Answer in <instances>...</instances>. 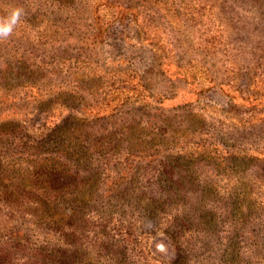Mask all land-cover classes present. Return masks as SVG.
I'll use <instances>...</instances> for the list:
<instances>
[{"label": "rangeland", "instance_id": "374dc122", "mask_svg": "<svg viewBox=\"0 0 264 264\" xmlns=\"http://www.w3.org/2000/svg\"><path fill=\"white\" fill-rule=\"evenodd\" d=\"M14 9L3 253L264 264V0H0V21Z\"/></svg>", "mask_w": 264, "mask_h": 264}, {"label": "trees", "instance_id": "16d2710c", "mask_svg": "<svg viewBox=\"0 0 264 264\" xmlns=\"http://www.w3.org/2000/svg\"><path fill=\"white\" fill-rule=\"evenodd\" d=\"M83 146H80V149L82 150ZM85 157V156H84ZM218 157H221L220 155H218ZM222 158V157H221ZM76 215V213L72 214L71 216ZM66 217H69V219H71L70 216H68V214L65 215ZM4 246V245H2ZM1 246V247H2ZM5 246L7 247L8 245L5 243ZM11 246V247H10ZM0 247V264H74V262H67L63 259L58 260V263H55L53 260V255L51 253H49L47 250H40L39 248H37L34 252L36 253H27L25 254L23 257H19L16 258V254H12L14 249L12 248H22L21 244H16L14 245L13 242H11V244L9 245V248L12 249V252H7L3 253V250ZM18 249H16L17 251ZM18 259L21 260L20 263H18ZM57 262V261H56Z\"/></svg>", "mask_w": 264, "mask_h": 264}, {"label": "clouds", "instance_id": "9594fccd", "mask_svg": "<svg viewBox=\"0 0 264 264\" xmlns=\"http://www.w3.org/2000/svg\"><path fill=\"white\" fill-rule=\"evenodd\" d=\"M21 11L20 9H14L7 19L0 21V39L8 37L12 33L13 28L20 19Z\"/></svg>", "mask_w": 264, "mask_h": 264}]
</instances>
